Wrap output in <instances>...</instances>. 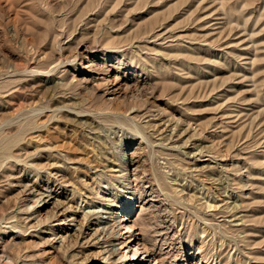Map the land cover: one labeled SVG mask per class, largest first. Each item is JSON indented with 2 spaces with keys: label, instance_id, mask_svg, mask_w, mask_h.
<instances>
[{
  "label": "rangeland",
  "instance_id": "rangeland-1",
  "mask_svg": "<svg viewBox=\"0 0 264 264\" xmlns=\"http://www.w3.org/2000/svg\"><path fill=\"white\" fill-rule=\"evenodd\" d=\"M0 264H264V0H0Z\"/></svg>",
  "mask_w": 264,
  "mask_h": 264
}]
</instances>
